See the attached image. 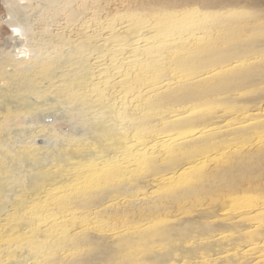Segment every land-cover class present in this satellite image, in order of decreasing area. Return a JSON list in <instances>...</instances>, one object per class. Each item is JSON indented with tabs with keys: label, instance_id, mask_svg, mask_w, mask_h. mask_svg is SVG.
Listing matches in <instances>:
<instances>
[{
	"label": "bare ground",
	"instance_id": "1",
	"mask_svg": "<svg viewBox=\"0 0 264 264\" xmlns=\"http://www.w3.org/2000/svg\"><path fill=\"white\" fill-rule=\"evenodd\" d=\"M4 1L0 264H264V142L206 158L264 84L257 0Z\"/></svg>",
	"mask_w": 264,
	"mask_h": 264
},
{
	"label": "rangeland",
	"instance_id": "2",
	"mask_svg": "<svg viewBox=\"0 0 264 264\" xmlns=\"http://www.w3.org/2000/svg\"><path fill=\"white\" fill-rule=\"evenodd\" d=\"M174 1L194 2L193 0H174ZM201 1H210V3H217V2L220 3L222 0H201ZM197 5H202V4H197ZM251 6L254 8V10L262 9V8H264V0H257V2L254 5H251ZM229 7L230 8L243 7L245 9H247L248 8V1L247 0H242L241 4H238V5L237 4H234V5L232 4ZM258 7H260V8H258ZM9 16H10L9 10H8L7 6L5 5V1L4 0H0V61H2L0 63V70L2 68H5L4 67L5 64L3 65V63L12 62L11 61L12 59H10L9 54H7V53L9 52L11 55L15 54L14 52H12L13 44H11L12 42L10 40V38H11V36L13 34V31H12V28L10 27L9 23L7 22L8 19H9ZM16 52H18V49H16ZM263 87H264V84H261L258 87H250L246 91H242L239 94L240 96L237 97L238 99H237V101L235 102V104L233 106L234 110L231 109V111L230 110L228 111L229 118H228L227 121H225V123L226 122H227V124L228 123H235V121L236 122H241V123L243 122L244 125H242V126H244V127H246L248 129L247 132L244 133V134H241L242 137L239 135V136H234L235 138L232 139V136H230L229 137V138H231L230 140H227V141H224V142L221 141L222 143L218 142V144H217L218 146L216 145L217 147H216L215 150L211 149V150L208 151V153L206 155L207 159L213 158L212 156H215L216 155V151H219V150L221 152V150H223V149H224L223 151H226L227 148L231 149L232 147L247 148L249 146H254L255 144H259V141H260V143L264 142V127L261 126L262 125L261 123L263 122V120H260V118H259L260 116H262L261 119L262 118L264 119V115H263L264 111L261 112V114H260V112L257 113V111L255 113V109H254L255 107H253V106H256L257 102H259L261 100L263 101L264 97L256 99V100L250 102L249 103L250 105H247L248 108H249V109H247V111L244 110V109L242 111L240 110V109L243 108V106H246V105H244V102H242L243 99L256 97L257 96L256 94H259L263 90L262 89ZM260 89H262V90L260 91ZM242 94H243V97H242ZM253 104H255V105H253ZM251 105H253V106L251 107ZM237 106H239V107H237ZM250 107L253 108V109H251ZM70 108L71 107H67V110L65 112L66 114H68L70 112ZM221 108L223 109L224 107H221ZM235 110H239L240 114L241 113L242 114L240 115L239 112L235 111ZM248 110H249V114L247 113ZM250 110H251L252 113L250 112ZM235 113H237V114H235ZM243 113L245 114V116H244ZM231 116H232V118H231ZM234 116H236L235 118H237V120L234 118ZM255 116H257V118H254ZM240 118H244V119L242 120ZM245 118H246V120H245ZM19 119L17 121L18 127L25 128L27 126L26 123H24L23 119H21V118H19ZM233 120H234V122H233ZM47 121L53 122V125L56 127L58 132H64V131L71 132V127H69L70 125H68L65 121L64 122H61V121L59 122V121H55L52 118L47 119ZM221 123H220V125H224L225 124V123L224 124H221ZM222 130L225 131V129H222ZM245 134H247V135H245ZM9 136H10L11 140L13 141V143L17 144L19 137L17 135H14V133H10ZM35 143L36 144H44V143H47V141L42 140V139H38V140L35 141ZM220 148H223V149H220ZM210 154H211V157H210Z\"/></svg>",
	"mask_w": 264,
	"mask_h": 264
}]
</instances>
